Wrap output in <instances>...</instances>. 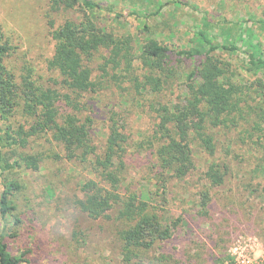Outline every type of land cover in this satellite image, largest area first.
Masks as SVG:
<instances>
[{
  "label": "rangeland",
  "instance_id": "rangeland-1",
  "mask_svg": "<svg viewBox=\"0 0 264 264\" xmlns=\"http://www.w3.org/2000/svg\"><path fill=\"white\" fill-rule=\"evenodd\" d=\"M96 1L120 15L101 10L98 19L118 35H130L137 48L154 37L175 52L189 49L199 45L201 31L214 44L235 43L237 50L215 53L230 63L228 74L239 88L242 111L234 112L236 123L212 130L218 147L214 157L194 143V173L185 181H170L164 194L154 165L156 108L185 102L195 61L170 54L163 70L155 73L162 79L155 91L136 87L150 72L139 59L130 78L124 65L117 70L110 66L106 76L99 65L107 52L101 51L93 62V77L100 83L82 99L85 107L77 114L93 120L100 152L112 120L118 122L127 137L122 193L150 194L164 223L171 224L172 235L129 263L118 234L124 221L117 210L93 219L76 205L83 197L82 181L93 176L91 167L56 158L55 153L63 155L61 148L41 139L19 150L42 156L38 170L0 169V200L6 177L21 185L12 197L16 209L6 218L0 212V234H5L9 251L23 258L21 264H232L238 257L241 264H264V68L258 70L250 61L251 53L264 58V0ZM70 14L81 16L52 9L48 0H0V35L12 46L6 61L18 76L31 71L39 83L60 86L59 73L49 65L55 52L51 23L59 25ZM24 121L21 114L13 117V124ZM6 124L0 117V127ZM2 153L14 162L12 148L0 143ZM213 161L229 166L224 184L215 187L204 177ZM209 187L212 201L203 214L199 192Z\"/></svg>",
  "mask_w": 264,
  "mask_h": 264
},
{
  "label": "trees",
  "instance_id": "trees-1",
  "mask_svg": "<svg viewBox=\"0 0 264 264\" xmlns=\"http://www.w3.org/2000/svg\"><path fill=\"white\" fill-rule=\"evenodd\" d=\"M48 1L52 9L81 15L72 17L70 14L59 25L51 23L55 52L49 65L59 73L62 79L60 86L55 88L39 83L31 71L18 76L6 61L12 46L0 35V117L7 122L4 128L0 127V143L5 148H12L14 157L12 162L8 155L0 154V169L3 173L14 167L38 170L42 156L19 150L41 139L53 140L61 148L63 155L55 153L56 158L65 157L88 164L93 176L82 181L83 197L76 200V205L93 219L108 217L111 211L117 210L118 219L124 221L118 234L125 258L130 263L159 241L170 238L172 226L165 224L155 210L150 194L122 193L121 170L125 167L127 137L118 122L112 120L100 152L92 134L93 120H83L77 114L85 107L82 99L87 93L96 91L100 83L93 77V62L101 51H106L107 55H103L104 60L99 65L104 74H110V66L117 70L124 65L123 71L130 78L134 61L139 59L150 72L144 74L143 85L137 81L136 87L151 86V90L158 91L162 79L155 73L163 70L170 54L177 53L195 61L187 78L185 102L172 106L159 104L156 108L155 125L159 142L153 145L154 165L158 174L156 184L165 194L170 181H185L194 173V143L198 142L201 151L210 158L214 157L218 147L212 130L229 121L236 123L234 112L242 111L239 88L228 74L230 63L215 53L223 49L235 51L238 46L235 43L214 44L201 31L199 45L189 49L175 52L154 37L137 48L130 35H118L98 19L97 12H114L112 6H105L96 0ZM144 24L147 28L148 23ZM250 61L256 69L264 68L263 57L251 53ZM18 114L26 121L13 124V117ZM255 123L259 125L258 121ZM228 170L227 164L213 161L204 177L211 187L223 185ZM4 184L0 212L6 218L16 209L12 197L14 190L21 185L9 180V177L5 178ZM210 189L199 192V211L203 214L208 213L212 201ZM4 238L5 234L1 233L0 264H21L23 258L9 251Z\"/></svg>",
  "mask_w": 264,
  "mask_h": 264
},
{
  "label": "built area",
  "instance_id": "built-area-1",
  "mask_svg": "<svg viewBox=\"0 0 264 264\" xmlns=\"http://www.w3.org/2000/svg\"><path fill=\"white\" fill-rule=\"evenodd\" d=\"M232 264H241L239 257L237 258V261L235 263H232Z\"/></svg>",
  "mask_w": 264,
  "mask_h": 264
}]
</instances>
